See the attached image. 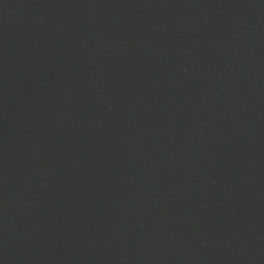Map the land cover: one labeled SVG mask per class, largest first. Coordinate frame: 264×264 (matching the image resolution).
<instances>
[{"label": "water", "instance_id": "water-1", "mask_svg": "<svg viewBox=\"0 0 264 264\" xmlns=\"http://www.w3.org/2000/svg\"><path fill=\"white\" fill-rule=\"evenodd\" d=\"M0 264H264V0H0Z\"/></svg>", "mask_w": 264, "mask_h": 264}]
</instances>
